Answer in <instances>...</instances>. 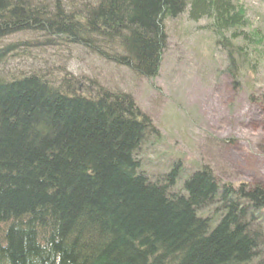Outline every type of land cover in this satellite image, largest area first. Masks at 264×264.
Returning a JSON list of instances; mask_svg holds the SVG:
<instances>
[{
	"label": "trees",
	"instance_id": "obj_1",
	"mask_svg": "<svg viewBox=\"0 0 264 264\" xmlns=\"http://www.w3.org/2000/svg\"><path fill=\"white\" fill-rule=\"evenodd\" d=\"M184 12L231 45L249 23L236 0H0V62L78 46L157 75L166 24ZM51 65L0 77V264H256L263 186L203 166L175 191L180 164L151 177L138 157L154 128L133 98L91 96Z\"/></svg>",
	"mask_w": 264,
	"mask_h": 264
},
{
	"label": "rangeland",
	"instance_id": "obj_2",
	"mask_svg": "<svg viewBox=\"0 0 264 264\" xmlns=\"http://www.w3.org/2000/svg\"><path fill=\"white\" fill-rule=\"evenodd\" d=\"M236 4L249 23L236 29L242 37L232 45L224 41L227 50L210 28L212 19L194 21L183 13L169 20L168 50L156 80L138 81L127 68L93 50L64 45L25 49L35 60L25 67L12 52L6 57L10 65L6 59L0 62V77L13 78L17 72L11 68H66L82 82V92L130 95L153 118L154 129L138 152L147 170L164 171L181 162L180 188L192 171L205 165L221 183L264 188V0ZM102 48L108 54L120 51L108 43ZM262 223L256 227L264 233V218ZM258 248L256 264H264L263 240Z\"/></svg>",
	"mask_w": 264,
	"mask_h": 264
},
{
	"label": "bare ground",
	"instance_id": "obj_3",
	"mask_svg": "<svg viewBox=\"0 0 264 264\" xmlns=\"http://www.w3.org/2000/svg\"><path fill=\"white\" fill-rule=\"evenodd\" d=\"M184 13H187V12H184ZM84 15H86L85 13H84ZM187 15H188V13H187ZM189 17V16H188ZM85 19V18H84ZM85 24V22H82V23H80V25H81V27H84V28H87V26L86 25H84ZM87 34V33H86ZM121 40V39H120ZM167 41H168V39H167ZM221 43H222V46L225 48L226 47V45L224 44V42L223 41H221ZM162 46V47H161ZM160 46V50H159V56H158V60H159V62H158V64H157V66L155 67V70H153V71H155L154 73H157V75H155V74H153V73H151V75H149L148 73H145V72H139V71H135L132 67H130V65H129V63L128 64H125V63H123L122 61H120L119 59H114V60H112V58H111V61H112V63H117V65H119V66H121L122 68H127V70L129 71V72H131V75H134L136 78V80H144V79H150V80H156L157 79V77H158V75H159V70H160V67H161V64H162V61H163V56L165 55V53L167 52V50H168V48H167V42H164L163 43V45H161ZM14 51V53L15 54H17V57L21 60V63H20V65L22 66V67H24V65L27 63V61H28V58H29V56H31L30 54H28L27 52H25V51H16V50H13ZM163 51V52H162ZM105 54V53H104ZM106 54H108V53H106ZM6 56V55H5ZM104 57V56H103ZM107 59V58H106ZM67 70V69H66ZM69 72V71H68ZM136 106L137 107H139L138 105H137V103H136ZM140 108V107H139ZM146 117H148L149 118V121H150V123L152 124V128H153V126L155 125V122L153 121V118L152 117H149L148 115H146ZM152 131V130H151ZM151 131H149L148 133H147V135L151 132ZM147 135H146V137H147ZM142 163H143V165H144V162L142 161V160H140ZM152 162L154 161H157L156 159L155 160H151ZM176 164H182L181 162H177ZM214 174H215V172H214ZM215 177L217 178V176L215 175ZM217 181H218V179H217ZM219 205V202H218V197H216V198H214L209 204H208V206L207 207H205V208H203V209H201L200 211H205V210H209V212H208V214H210V212H212L213 211V209H211L212 207H217ZM211 209V210H210Z\"/></svg>",
	"mask_w": 264,
	"mask_h": 264
}]
</instances>
